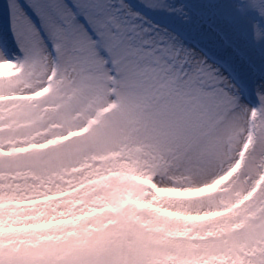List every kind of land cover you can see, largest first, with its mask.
<instances>
[{
	"label": "snow or ice",
	"instance_id": "snow-or-ice-1",
	"mask_svg": "<svg viewBox=\"0 0 264 264\" xmlns=\"http://www.w3.org/2000/svg\"><path fill=\"white\" fill-rule=\"evenodd\" d=\"M0 264H264V0H0Z\"/></svg>",
	"mask_w": 264,
	"mask_h": 264
}]
</instances>
